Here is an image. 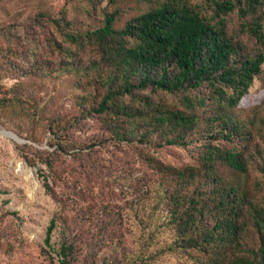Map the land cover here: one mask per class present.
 Wrapping results in <instances>:
<instances>
[{
    "label": "trees",
    "instance_id": "1",
    "mask_svg": "<svg viewBox=\"0 0 264 264\" xmlns=\"http://www.w3.org/2000/svg\"><path fill=\"white\" fill-rule=\"evenodd\" d=\"M99 1L65 0L60 16L42 7L25 24L0 23V109L36 126L45 109L24 78L69 74L82 89L72 110L45 118L50 149L25 157L45 167L59 206L43 251L59 227L58 264H264V150L237 148L252 130L236 112L255 80L264 88V0H110L113 10ZM7 79L18 82L2 97ZM150 145L195 146L199 163L167 164ZM123 146L139 168L134 157L115 159ZM116 186L138 200L115 209ZM10 216L0 213V264L27 243Z\"/></svg>",
    "mask_w": 264,
    "mask_h": 264
},
{
    "label": "rangeland",
    "instance_id": "2",
    "mask_svg": "<svg viewBox=\"0 0 264 264\" xmlns=\"http://www.w3.org/2000/svg\"><path fill=\"white\" fill-rule=\"evenodd\" d=\"M193 1L196 2V0ZM97 3L101 9H116L110 3V0H100ZM134 5L127 6L129 9H134ZM42 7L51 9L55 16H60L65 12V9H69L66 6L65 0H0V23L14 24L16 21H20V23L25 24L29 21L27 18ZM128 7L125 9L128 10ZM72 9H74L73 6H71ZM131 12L133 10H129V13ZM79 18L83 19L84 17L82 15ZM88 22L92 25L93 20L89 19ZM233 22L236 24V20ZM12 31L15 35V28ZM47 34L49 35L50 33L47 31ZM16 38L14 36L12 40ZM58 41H61V39L58 38ZM45 45L41 49H44ZM50 49L52 48L50 47ZM5 82L2 97H9L10 88L18 80L7 79ZM24 84L26 87L28 86L30 93H32V103L35 104V99H37L40 102V107L45 110L41 115L42 118H37L39 124L35 126L24 117V112L18 111L19 113L13 112V114H10L6 110L0 109V213H17L15 218L13 216L10 217L14 218L13 225L27 241L25 248L18 252L13 260H9L8 263L50 264L51 255L55 259V263L58 264V251L60 248L59 227L52 233L50 240L52 247L47 250L50 254H46L43 251V247L47 237V230L59 206L54 198L47 194L43 186L39 170L45 167L41 165L31 167L25 157L31 155L30 153H33V149H50V137L45 130L47 123L45 118L50 117V115L58 116L66 114L72 110L74 107L73 97L80 94L82 89L80 82L69 74H65L64 76L45 75L28 77L24 78ZM236 112L240 119H244L250 123L248 125L252 130L249 142L244 140L242 143H238L237 148L245 153L246 151L253 152L258 148L264 150V88L259 80H255L249 94L241 100ZM93 133L78 131L77 135L86 139ZM12 135H16L20 142L14 139ZM32 135L34 136L32 137ZM223 145L228 147L234 146L225 142ZM109 148L111 150L106 152L104 157L107 159L106 165L108 166L114 157L111 151H116L112 146H109ZM120 150V152H117L118 154H116L115 159L121 158L122 161L123 159L128 160L134 157L136 163L133 164L134 169L141 166V163L138 162L140 160L136 155L129 157V153L126 152L124 146ZM146 151L161 161L177 167L199 163L197 154L199 149L195 146L187 149L176 146L159 149L157 146L150 145ZM138 173H135L137 174L136 176L140 175ZM256 175V173H252L248 182L249 187H252V179ZM50 180L49 177V182H51ZM56 187L58 193L62 192L59 185L56 184ZM96 191L99 192L97 189ZM113 191L110 202L115 209L119 207L123 208L126 205H130L131 202L138 200L136 190L134 189L116 186ZM262 194H264V182L262 192L258 194L259 197ZM92 198L93 195L88 193L87 199L90 201ZM89 201L86 204H89ZM84 202L81 201L80 204H84ZM126 241L128 248L131 249L134 243L133 238L127 236ZM156 264H192V262L181 257H171V259L167 258Z\"/></svg>",
    "mask_w": 264,
    "mask_h": 264
},
{
    "label": "water",
    "instance_id": "3",
    "mask_svg": "<svg viewBox=\"0 0 264 264\" xmlns=\"http://www.w3.org/2000/svg\"><path fill=\"white\" fill-rule=\"evenodd\" d=\"M12 137L20 142V140L16 137V135H12Z\"/></svg>",
    "mask_w": 264,
    "mask_h": 264
}]
</instances>
